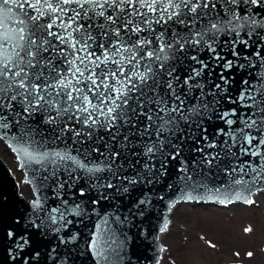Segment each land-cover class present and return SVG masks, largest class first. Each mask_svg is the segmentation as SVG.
<instances>
[{"label":"snow or ice","instance_id":"obj_1","mask_svg":"<svg viewBox=\"0 0 264 264\" xmlns=\"http://www.w3.org/2000/svg\"><path fill=\"white\" fill-rule=\"evenodd\" d=\"M213 120L226 126L215 129L217 139L226 137V157L240 159L232 152L237 145L242 155L259 157L238 166L230 162L231 172L254 173L252 184L264 179V0H0V139L21 157V168L53 165L43 180L57 179V196L66 184L85 181L74 194L80 202L61 200V207L44 210L46 217L34 213L24 231L3 230L8 264H39L29 229L42 237L57 234L67 255L53 247L47 258L67 264L80 237L68 229V216L86 217L85 203L96 206L132 190L142 193L133 207L143 216L141 206L152 200L143 189L152 191L178 158L179 171L186 173L179 177L182 198H202L192 192L207 186L192 182L182 151L191 139L200 165L218 160L219 153L205 151L217 147L204 127ZM29 121L51 126L52 143L62 142L64 149L41 151L43 133L37 140ZM191 163L197 166L195 158ZM61 170L67 179L57 176ZM251 193L248 181L233 178L209 199L251 205ZM31 203L41 209L40 197ZM113 222L124 221L115 216ZM111 244L116 246L107 254L95 240L89 248L106 264H119L122 245L114 239Z\"/></svg>","mask_w":264,"mask_h":264},{"label":"water","instance_id":"obj_2","mask_svg":"<svg viewBox=\"0 0 264 264\" xmlns=\"http://www.w3.org/2000/svg\"><path fill=\"white\" fill-rule=\"evenodd\" d=\"M221 39L223 40L224 37L222 36ZM44 55L48 56L49 53H45ZM53 55H55V53H53ZM201 55L204 54L202 53ZM54 63L59 65L60 61L57 60L54 61ZM240 75H243V73L237 75V80H239ZM238 91L239 86L237 85L234 94H238ZM39 119L40 118L37 116L36 120L38 121ZM29 123H32L37 130V140L42 139L39 133H43L45 146L41 151L64 149V143L59 141H57L55 145L52 143L51 133L48 131L51 126L42 123L36 124L35 121H29ZM204 127L209 129L208 133H206L209 137L208 142L215 139L217 144L215 149L209 148L205 149V151L219 153L220 158L214 161L210 166L200 165L199 160L201 154L190 150L195 147L191 139L185 140L182 151V157L183 160L187 162L192 182H203V184L207 186L206 189L198 188L196 192H192L193 197H196L197 192H199L202 198H194L192 200L182 198L184 195L182 191L184 184L179 177L186 175V173L179 171L182 165L178 158V160L169 163L168 175L161 183L155 185L152 191H149L148 188L143 189V191L148 192L149 196L152 198L150 205L141 206L144 208L143 216L138 215V210L133 207V203L138 198H141L142 195L141 191L138 190H132L131 195L110 199L108 201H101V203L96 206L85 203L84 207L90 213L88 216L67 217L73 220V224L69 225L68 229L80 234L78 247L74 246V250L68 256L67 264H106L104 260L94 254V250H90L89 241L95 240L97 246L103 249L107 254L111 251L112 247L116 246L111 244L113 239L117 244L122 245L120 250L122 259L119 264H158L162 252L159 235L165 223L168 225V214L175 204L184 201L195 204L213 203L217 205H227V203L221 204L219 199H209V196L215 194V189L217 187L226 188L231 184L233 178H242L248 181L252 186L251 195L258 192L256 189L264 186V179H260L255 184H252L254 173H248L247 175L239 171L232 173L229 168L230 162L232 166H238L248 160L258 162L259 157L242 155L239 151V145L232 148V152H236L237 156L240 157L239 160L231 156L226 157V150H221V142L226 139V137L220 136L217 139L215 136V129L217 127L226 128V126L221 121L213 120L211 122L205 121ZM12 133L19 135L20 129L14 127ZM185 133H187L186 126ZM0 143L4 145L6 150L12 152L14 155L13 159L18 162L17 168L23 174L24 183L26 180L32 181L31 183H25L29 185L31 189V198L28 199L21 192L20 184L12 170L0 157V238H2L3 230L7 228H13L18 232L24 231L23 225L29 218H35V215L46 217L47 212L44 210L51 211L52 208L61 207V200H68L70 205L74 202H80L81 198L78 195L74 196V194L77 192L78 188L85 186V181L81 180L71 188L66 184L63 189H58L60 195L57 196L56 192L53 191L54 186L58 183L57 179L52 177L46 181L43 180V177L50 175L54 167L53 165L46 163L45 167L42 168L41 165L33 162L30 166L21 168V157L13 152L12 147H9V141L0 139ZM68 143L71 144V141L69 140ZM13 146L15 145L13 144ZM86 146L87 144H73L72 148L75 149ZM261 151H264V148H262ZM72 154L75 155V151H73ZM194 158L197 160V166L195 167H193L191 163ZM226 168H229L227 172L225 171ZM57 176H59L61 180L68 178L63 170L59 171ZM169 184L173 186L170 190L167 187ZM188 191H192V189L189 188ZM37 197L41 199V209L34 210L31 202ZM45 197H47V199H45ZM160 197H163V199H160ZM220 198L222 199L223 196L221 195ZM236 203H240V201H236ZM93 207L96 209L95 212H92ZM115 216H119L124 222H113ZM16 219H19L21 223L16 224L14 222ZM105 219L108 221L107 224H105ZM29 231L32 233L34 248H39L41 252L39 264H53V262L47 258L49 249L53 247H55L61 255H67L64 246L59 245L56 240L57 234L45 230L47 234L42 237L35 229H29ZM8 244L9 241L6 239H0V264H8L7 257L3 252V249L7 248ZM109 259H114V257L110 256Z\"/></svg>","mask_w":264,"mask_h":264},{"label":"rangeland","instance_id":"obj_3","mask_svg":"<svg viewBox=\"0 0 264 264\" xmlns=\"http://www.w3.org/2000/svg\"><path fill=\"white\" fill-rule=\"evenodd\" d=\"M0 157L20 181L21 192L31 198L18 162L2 143ZM254 201L227 206L176 204L166 231L160 235L163 253L159 264H264V191L257 192ZM245 228L253 231L246 233ZM209 242L216 247H210ZM248 252L253 256H247Z\"/></svg>","mask_w":264,"mask_h":264},{"label":"bare ground","instance_id":"obj_4","mask_svg":"<svg viewBox=\"0 0 264 264\" xmlns=\"http://www.w3.org/2000/svg\"><path fill=\"white\" fill-rule=\"evenodd\" d=\"M259 192H263V191H259ZM252 198H253V200L255 199V194L252 196ZM169 218H170V215H169Z\"/></svg>","mask_w":264,"mask_h":264}]
</instances>
